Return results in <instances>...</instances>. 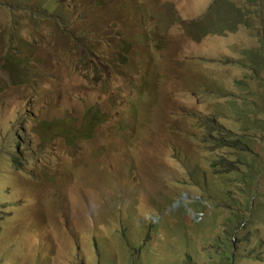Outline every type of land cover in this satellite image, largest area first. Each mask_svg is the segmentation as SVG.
I'll return each mask as SVG.
<instances>
[{
    "label": "rangeland",
    "instance_id": "1",
    "mask_svg": "<svg viewBox=\"0 0 264 264\" xmlns=\"http://www.w3.org/2000/svg\"><path fill=\"white\" fill-rule=\"evenodd\" d=\"M229 2L0 0V264H264V11Z\"/></svg>",
    "mask_w": 264,
    "mask_h": 264
},
{
    "label": "clouds",
    "instance_id": "2",
    "mask_svg": "<svg viewBox=\"0 0 264 264\" xmlns=\"http://www.w3.org/2000/svg\"><path fill=\"white\" fill-rule=\"evenodd\" d=\"M222 1L223 0H213V2H215L217 4L218 3L222 4ZM237 2H239V0H230V2L228 4H226L225 6L230 7L231 9H235L237 7V5H238ZM17 12L18 11H14L15 14ZM34 21L40 23L41 24V28H44L45 26H47L49 24V22H46V21L40 19L37 14H34ZM62 21L64 22L65 19H63ZM69 38H70V36H69ZM65 46H68V45H65ZM254 71L257 72L254 75H253V71H244V72H240L239 74H237V77L235 78V80H232V82H233L232 86L241 84V82L239 81V78L241 76L245 77V79H249V80L255 81L256 84H263L264 85V75H262V72H264V64L261 65V66H258ZM223 110H224L223 108L218 107L213 112V115L215 113H217L218 111H222L223 112ZM205 127H207V126H205ZM198 129H200L202 131L206 130V129L200 128V127ZM174 130H175V132H172V137L174 136V137L180 138L179 137V132L175 128H174ZM226 131L227 132H220L218 136H216L213 131H209V132H207V134L205 136H203V138L208 136L210 138L206 139V141H209V142H218V141H220V142H222L223 147L225 149H228L230 152L238 153L237 156H236L237 163L239 161L240 162H245L247 160L248 156H249L250 151L248 149V145L244 141V138H242V137L240 138L237 135V133H233L230 130L226 129ZM188 139L189 138H187L186 140H188ZM24 142H26V141H25V137L23 135H21L19 138L16 137L15 140H14L15 149H14V155H13V160H14L13 164L16 165V167H18V171H19V166H21V165L27 166L29 164H32L31 161L33 159H37V158H34L32 149L30 150V157H25V153H23L22 148H21V146H22V144ZM237 142H241V144H238ZM27 143L28 144H32L29 141ZM31 146H33V145H31ZM188 152L191 153L190 148L188 149ZM23 156H24V159H22ZM237 167H240V169L242 168V166H240V165H238ZM222 170H225V169H222ZM19 172H21V171H19ZM230 173L237 174V172L234 171V170H229V171L225 172V174H230ZM240 173L243 174L242 171H240ZM224 194H227V197L232 198V195L229 192H224Z\"/></svg>",
    "mask_w": 264,
    "mask_h": 264
},
{
    "label": "trees",
    "instance_id": "3",
    "mask_svg": "<svg viewBox=\"0 0 264 264\" xmlns=\"http://www.w3.org/2000/svg\"><path fill=\"white\" fill-rule=\"evenodd\" d=\"M264 0H262V1H260V2H258V5L259 4H263V7H262V9L260 10V11H264V2H263ZM11 8V7H10ZM13 63V61L11 60V59H8L7 61H6V63ZM11 76H13L14 78H19V77H22V74H21V72H16V70H14L13 71V73L11 74ZM221 87V86H220ZM222 87H224V83L222 82ZM263 103H261L262 105H264V94H261V95H259V97H258ZM255 103V102H254ZM254 107H257V106H254ZM243 116H245V115H243ZM93 120V122L95 121L94 119H92ZM248 121H249V117H247L246 118V120H245V122H247L248 123ZM93 122H88L87 121V124H86V126H85V129L83 130V132H82V130H80V129H78V127H76V128H74V127H71V126H69V130L65 133V136H66V138L67 139H69V138H72L75 142H77L78 140H79V138H78V136H80V135H87V138H89V137H92V135L90 134L93 130H94V128L92 127V124H93ZM95 123L98 125V123H97V121H95ZM249 126H253V121L252 122H250V125H248V127ZM254 126L256 127V124L254 123ZM90 135V136H89ZM243 136H244V134H243ZM77 140V141H76ZM238 144H241V142H237ZM254 147H255V144H254V140H252V141H250V145H248V148H249V151H250V153L254 150ZM250 155V154H249ZM250 157V156H249ZM251 158V157H250ZM238 165H240V166H242V167H245V162H238ZM237 165V166H238ZM237 166H235L234 167V171H236L237 172V174H239V180L242 182V183H245L246 184V178H245V174L243 173H240V171H241V169H240V167H237ZM224 172H227V171H229L228 169H225V170H223ZM263 171V170H262ZM262 171H259L260 172V175L262 174ZM259 175V176H260ZM255 185H258V178L256 179V182H255ZM220 194H218L217 196H216V198L217 197H220L219 198V200L221 201V200H224L223 199V197H227V194H224L223 195V193L219 196ZM254 197H258L257 196V193L256 192H254ZM216 198H211L212 200H214L215 199V201H217V199ZM228 202L230 201V199L228 198V200H227ZM226 202V201H225ZM226 204V203H225ZM227 210V209H226ZM222 255V254H221ZM224 256H226V254L224 253ZM230 262H231V258H230Z\"/></svg>",
    "mask_w": 264,
    "mask_h": 264
},
{
    "label": "bare ground",
    "instance_id": "4",
    "mask_svg": "<svg viewBox=\"0 0 264 264\" xmlns=\"http://www.w3.org/2000/svg\"><path fill=\"white\" fill-rule=\"evenodd\" d=\"M259 2L262 1V0H258ZM259 30H261V27L259 28ZM72 38V37H71ZM81 48H83L85 51H89V46H86L85 44H81ZM259 49L262 50L264 52V49L261 48V45L259 46ZM83 56L86 57L85 54H83Z\"/></svg>",
    "mask_w": 264,
    "mask_h": 264
}]
</instances>
